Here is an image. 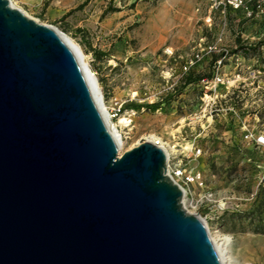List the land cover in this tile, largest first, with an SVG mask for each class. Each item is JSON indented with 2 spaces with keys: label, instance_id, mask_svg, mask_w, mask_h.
Returning a JSON list of instances; mask_svg holds the SVG:
<instances>
[{
  "label": "water",
  "instance_id": "95a60500",
  "mask_svg": "<svg viewBox=\"0 0 264 264\" xmlns=\"http://www.w3.org/2000/svg\"><path fill=\"white\" fill-rule=\"evenodd\" d=\"M63 35L0 0V264H222L166 152L119 154Z\"/></svg>",
  "mask_w": 264,
  "mask_h": 264
},
{
  "label": "rangeland",
  "instance_id": "374dc122",
  "mask_svg": "<svg viewBox=\"0 0 264 264\" xmlns=\"http://www.w3.org/2000/svg\"><path fill=\"white\" fill-rule=\"evenodd\" d=\"M12 1L79 44L108 110L122 105L113 118L124 141L120 155L153 137L169 143L205 183L192 186L184 202L187 211L201 214L218 241L230 239L232 264H264V148L248 144L239 132L231 139L230 132L214 126L217 122L208 128L201 117V90L185 84L190 75L211 74L217 54L201 52L202 60L191 63L206 45L221 41V47L246 58L222 71L230 80L240 74L246 81L248 93L239 105L264 131V0L217 12L211 25L203 20L209 0ZM110 7L117 11L108 12ZM121 118L132 124L125 127ZM193 144L202 148L201 156L189 152ZM207 192L220 204H201Z\"/></svg>",
  "mask_w": 264,
  "mask_h": 264
},
{
  "label": "built area",
  "instance_id": "2783aa9c",
  "mask_svg": "<svg viewBox=\"0 0 264 264\" xmlns=\"http://www.w3.org/2000/svg\"><path fill=\"white\" fill-rule=\"evenodd\" d=\"M246 3L247 0H209L208 11L205 13L203 20L206 24L211 25L213 14L217 12L226 13L228 8L239 10L244 8ZM220 42L221 41H216L206 45V47L195 54L193 58L195 61L191 63L192 65L202 60L203 55H201V52H205V54L212 56L217 54L216 57H212L214 61L211 74L204 77L198 85L203 96L208 98L204 99L203 96L201 97L202 104L204 105L205 103L204 113L201 117L207 118L208 128L215 122H233L237 125L236 133L239 132L245 142L256 148H264V131L258 130L255 125L250 123L249 120L251 119V115L248 113L243 114L244 106L241 107L239 105L244 96L243 94L248 93L246 81H242L240 74H236L233 80H230L222 71L228 63H235L238 65L245 61L246 58L240 57L231 53L228 49L221 47ZM256 91H258V88H256ZM110 112L112 118L119 116L120 113H122V105L111 108ZM258 116L259 114H255L254 118L256 117L259 122ZM124 124L125 127H129L132 124V119H128ZM233 136L236 137V135L231 132V139ZM160 144H164L170 151V155L167 156V174L180 185L184 192V198L192 192V186L197 185L199 187H204L205 183L201 174L188 169L184 164L185 156L179 158L178 153L174 151V148H172L169 143L161 142L156 145L159 146ZM189 150V152H193L195 157H199L203 153L202 148L194 144ZM258 167H261V165H258ZM200 202L206 205H214L215 202L220 204L211 192L203 194ZM199 215L202 218L201 214Z\"/></svg>",
  "mask_w": 264,
  "mask_h": 264
},
{
  "label": "bare ground",
  "instance_id": "6f19581e",
  "mask_svg": "<svg viewBox=\"0 0 264 264\" xmlns=\"http://www.w3.org/2000/svg\"><path fill=\"white\" fill-rule=\"evenodd\" d=\"M12 5L15 7V4L13 3V1L11 0ZM64 40L66 41V43L69 45V47L80 57V60L82 62V65L84 67V69L86 70V74H87V78L88 81L90 82V84L92 85V88L94 90V94L96 99L99 101L100 106L102 108V111L105 115V118L109 124L110 130L112 132V134L114 135V138L117 142L118 145V151L121 150V147L123 145V136L118 128V124L116 122L113 121L112 118V114L111 112L108 110V107L106 106L105 100H104V94H103V90L99 84V80L96 76V74L91 71L88 63L86 62V55L84 54L82 48L79 46V44H77L74 40H72L70 37L63 35ZM127 122L126 118H121L120 119V123H125ZM154 140H149L150 142L157 144V143H161V141L156 142V138L153 137ZM159 147H161L165 152L166 155L169 156L170 155V151L168 148H166L164 146V144H160ZM120 154V152H119ZM183 201L185 202V198L183 197ZM183 202V203H184ZM203 221L205 222V220L203 219ZM212 238V241L215 245V248L218 252L219 258L221 260L222 264H232L233 263V256L231 255V252L228 248V242H229V238H225L223 242L218 241L217 239H215L212 235H210Z\"/></svg>",
  "mask_w": 264,
  "mask_h": 264
},
{
  "label": "trees",
  "instance_id": "16d2710c",
  "mask_svg": "<svg viewBox=\"0 0 264 264\" xmlns=\"http://www.w3.org/2000/svg\"><path fill=\"white\" fill-rule=\"evenodd\" d=\"M81 8V6L79 7ZM117 9H114L113 7H110L109 8V11L108 12H116ZM213 64V63H212ZM213 66V65H212ZM209 76V75H208ZM206 77V76H205ZM204 77H199L197 79H193L192 76L190 75L189 77H187L186 79V82L185 84L186 85H196L198 86L200 81L203 79ZM202 94V93H201ZM215 127H220V128H224V131L225 132H233L234 135H236V128H237V125H235L233 122H225V121H220V122H217V125H214ZM234 138V136H233ZM236 140V139H235ZM235 142V141H234ZM262 163V162H261ZM261 165V164H259ZM258 167V165H257ZM258 168H261V167H258Z\"/></svg>",
  "mask_w": 264,
  "mask_h": 264
}]
</instances>
